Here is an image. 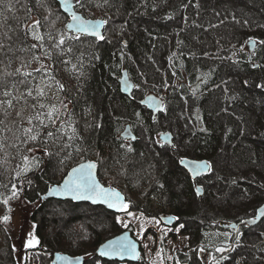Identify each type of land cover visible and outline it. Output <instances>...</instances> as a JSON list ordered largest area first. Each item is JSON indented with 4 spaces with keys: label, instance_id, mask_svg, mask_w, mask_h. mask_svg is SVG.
<instances>
[{
    "label": "trees",
    "instance_id": "1",
    "mask_svg": "<svg viewBox=\"0 0 264 264\" xmlns=\"http://www.w3.org/2000/svg\"><path fill=\"white\" fill-rule=\"evenodd\" d=\"M238 3L78 0L76 9L86 18L107 21L104 40L81 35L78 41L66 42L71 53L59 54L52 47L55 41L49 40V34L58 38L59 34L73 33L68 32L69 18L55 0H0V37L5 32L11 35L13 48L8 53L12 63L7 68L0 65V70L15 72L19 67L21 72H32L28 78L20 74L7 77L9 90L15 84L18 91L13 90V94L19 97L36 83L41 86L58 82L63 85L71 109L60 108L57 124L71 120L77 129L71 140L70 130L67 134L59 132L56 139L47 137V130H43L37 141L24 143V129L30 127L27 118L34 115L32 105H37V112H47L48 108L40 109L39 104L52 106L54 101L28 97L27 103L14 100L7 114L0 109V139L6 145L0 151V201L11 196L13 185L18 191L17 198L9 199L7 205L0 202V217H10L13 203L20 199L30 204L41 202L72 168L92 160L99 164L102 183L124 191L131 208L156 212L152 199H163L160 208L167 210L171 206L182 219L192 222L190 232L196 246L203 244L198 241L202 231L212 246L241 245L234 232H222L215 242V227L225 219L204 210L200 200V205H191L188 198L195 191L179 164L183 157L215 164L219 154L227 149L231 171L218 178L212 191L207 181L203 201L229 198L233 202L232 195H236L237 204L230 202L231 208L237 211L243 206L246 212L233 223L255 216L264 204V87H257L264 85V44L259 43L254 54L244 49L249 37L264 40V0ZM36 20L40 21V34L44 36L43 48L27 33L26 26ZM33 44L37 47L32 48ZM46 50L51 51V59L44 56ZM34 55L40 57L39 61L33 60ZM0 59L7 64L3 55ZM41 63L48 66L54 80H42L44 73L34 71ZM123 70L129 71L136 84L131 98L120 91ZM22 80L25 82L20 83ZM152 93L165 100L160 122H153L152 113L140 105ZM34 124L38 122L34 120ZM128 125L140 138L146 135L148 142L140 139L134 145H126L120 136ZM161 130L172 131L176 143L181 141L179 152L169 161L161 157L155 145ZM129 146L131 152L127 151ZM24 156L30 160L35 157L39 166L17 175L24 166ZM52 202L42 201L36 214H42ZM8 225L9 221L0 220V264L11 263L15 253L8 240ZM42 230L39 226V246H47L52 253L72 251L75 240L71 242L63 235L45 239ZM101 238L97 236L98 245L93 244L91 251L84 254V249L78 251L74 247L72 253L95 258ZM254 246L249 249L253 264H263L260 258L264 255V240ZM182 260L199 264L193 257Z\"/></svg>",
    "mask_w": 264,
    "mask_h": 264
},
{
    "label": "rangeland",
    "instance_id": "2",
    "mask_svg": "<svg viewBox=\"0 0 264 264\" xmlns=\"http://www.w3.org/2000/svg\"><path fill=\"white\" fill-rule=\"evenodd\" d=\"M234 1L238 3L239 0ZM249 38L247 39V41L249 40ZM254 39L257 41V44H259V40L256 38ZM247 41L244 49L248 53H250L249 44L247 43ZM40 87H43L45 92V96L42 98L43 100H53L55 106H58L59 109L62 108V105L60 103L61 101H63L64 104H67V108L71 109L69 101L64 97L63 91L59 90L58 83L46 82ZM50 100L48 101L50 102ZM161 119L162 118L160 114L155 120H153V122H160ZM162 132H171L173 134L172 131L161 130L160 132H158V145L162 144L159 140V135ZM141 136H143V133L141 134ZM141 139L145 143L148 142V140L146 139V135ZM180 143L181 141L177 143L175 142V145L172 148L173 150L161 147V157L164 160L169 161L172 156L179 152L180 147L178 144ZM227 152V149L222 151L217 157L216 163L212 164L213 170L211 175H209L210 178L202 179V185L204 186L203 188H206L205 186H207L208 184L212 191V189H215L216 187L215 184L217 183L218 178H223L229 173L228 171H231V164ZM122 192L126 195L124 191ZM194 194L195 195L193 197L188 198V200L191 199V205L195 207L200 205L201 203V206L204 210H207L208 213L217 218H222L229 222H232L234 219H237L246 212V209L243 206H240L239 210L237 211L235 209H232V205L230 206L229 204L231 202L229 198L227 200L222 199L220 201H200V203H198L199 196L196 194V192H194ZM232 197L231 198L233 202L231 203H233V205H236L237 196L232 195ZM51 201L53 202L51 204H48L46 211L39 215H37L36 212L38 211L39 206L42 205L41 202L30 204L20 199L19 202L13 203L12 213L8 225V232L10 234V236H8V240L11 243L12 252L14 249L15 253L11 255L13 262L11 261V263L9 264L52 263L53 254L55 252L52 253L47 246L44 248L42 247V245L39 246L40 242L34 247L27 246V243L32 236H34L39 241V237L37 234L39 226H42L43 228L42 234L45 239H47L46 237H48L49 235H53V237L57 235H63L70 241L75 240L73 242L75 244L71 243L72 251L65 252L73 256H77L72 253L74 252L73 250L75 248L78 251L84 249L82 251L84 252V254L85 252L87 253L91 251L93 244H95L96 246L98 245L96 244V241H98L97 236L102 237L100 240L101 242H99V244L101 245L106 240L114 237H110V235H118L125 230H131L134 233V236L142 244L143 257L141 263L139 264H153V262H155V264H161V260L163 261V264H187L183 263V261L180 260L179 252L188 253L191 249L197 248H192L194 246L192 242L193 233L190 232V229L192 228V222H188V219L186 218H183L182 221L177 225L167 226L166 224H163L161 222L159 217L149 216L147 215V211L143 209L136 210L137 208H135L132 210H128L122 215H115L104 208L95 207L89 204H76L71 201ZM127 201H129L130 203V200ZM142 211H145V213L147 214ZM45 220H48V222H45ZM125 224H127L128 226L124 227ZM247 234L248 235L244 239L246 247H251L254 245V243L264 240V221L258 226L251 228V230ZM161 249L163 251H161ZM247 249L249 251V248ZM244 250H246V248L241 249V251ZM158 252L160 253V255H157ZM238 255L239 254H234L231 257V259L235 261L234 264H242L243 260L241 257H237ZM261 257L262 258H260V261H264V255ZM248 260V262L253 264L254 260L252 258L249 257ZM92 261L93 262H88L87 264H108L110 262L99 257L93 258ZM111 264L132 263L112 262Z\"/></svg>",
    "mask_w": 264,
    "mask_h": 264
},
{
    "label": "snow or ice",
    "instance_id": "3",
    "mask_svg": "<svg viewBox=\"0 0 264 264\" xmlns=\"http://www.w3.org/2000/svg\"><path fill=\"white\" fill-rule=\"evenodd\" d=\"M72 0H61V4L63 6L70 5ZM105 3H107V0H104ZM98 7H102L103 5H97ZM67 10V7L65 8ZM235 19V17H233ZM239 23V21H236ZM107 21L101 20V21H89L83 19L81 16L77 15L74 11L71 15V22H69L66 27L71 32L75 33L73 35H68L67 33L59 34L58 38L51 36L49 34V40H54L52 47L57 49L59 54H63L65 52L71 53L72 48L71 47H65L66 42L68 40H80L81 35H91L95 37L97 40H104V36L101 34L99 29L105 24ZM27 33L31 34V37L35 41L40 42V47L43 48L44 44V36L40 34V21L36 20L32 25H27ZM12 36L9 35L7 32L3 34L2 37H0V55H3L7 59V64H5V61L3 59H0V65H4L5 68L10 66L12 63L11 57L8 56V53L13 52L12 48ZM247 43L255 48L257 41L254 38H249ZM260 44H264V40L259 41ZM32 48H36L37 45L33 44L31 46ZM44 56L48 59H51L52 53L51 51H45ZM39 56H33V60L39 61ZM65 64L70 63V61H64ZM255 66V65H254ZM76 66L73 65V68ZM35 72H43L44 76L41 78L42 80H45L47 78H51L54 80V77H51V70L48 68L47 65L41 63L40 67L37 69H34ZM20 74L25 78L32 77V72L24 71L21 72V68H16L15 72H9L0 70V95H2L5 99L0 100V109L5 110V114H7V109H11L13 107V101L14 100H24L25 103H27V98L31 97L33 100L37 99V97L43 98L45 96L44 88L40 87L39 83H36L34 87H28L26 92L20 93V96L17 97L13 94V90L18 91L16 88V85H12V90H9L6 78L10 76H14ZM25 81H20V83H24ZM58 83V82H57ZM126 83V82H125ZM245 84H247V81H245ZM48 86V85H45ZM59 90L63 91V85L58 84ZM257 87H264V85H257ZM195 94V93H194ZM61 105L65 110H67V104H64L63 101H61ZM34 109V115L29 116L27 118V123L30 125V127H27L24 129V135L26 139L23 141L24 143H27L29 141L35 142L40 137L41 131H45V135L49 138H59L57 134L59 132H64L67 134V130H70L72 135L68 137L69 140L74 139L77 135V129L74 126L73 122L71 120L68 121H60L59 124H57V121L59 120V112L60 109L57 108L55 105L47 106L44 103L39 104L40 109L48 108L47 112L43 111H35L37 105H32ZM163 104L157 105L156 110H162ZM17 115L19 116L20 113L18 112ZM69 115H71L69 113ZM199 118V117H198ZM34 120L38 122V124H34ZM48 121V123H45V121ZM3 121H0V124H2ZM50 125L52 126L50 128ZM99 127V124L96 125ZM34 129H39L34 132ZM10 130V129H9ZM204 131L205 129H201ZM0 131H3L0 129ZM132 139H135V137H132ZM65 147H70L69 144H65ZM6 145L3 142V139H0V151H3ZM133 149L131 146L127 148V151L131 152ZM29 151H32V149H29ZM46 151V150H45ZM24 166L20 170V172H17V175H20L21 172H29L34 167L39 166V161L35 160V157H33L31 160L28 156L23 157ZM181 163H184L183 160H181ZM192 168L191 172L193 177H199L203 175L204 173H210L212 172V164L209 161H192ZM96 168V164L94 162L89 163H82L77 168H73L71 173H69L68 177L65 178L63 185L61 186V190L66 194H71L74 196L75 199H87L91 200L93 203L96 202H102L107 204L109 208H114L117 210H126L128 208V205L124 202L123 197L119 192H117L115 189L112 188H105L101 184H99L94 175L93 170ZM195 192L197 195H199L202 192V189L200 187H197L195 189ZM18 191L16 190V186L13 185V191L11 192V196L4 198L2 201L3 204L7 205L9 202V199L17 198ZM131 214V213H129ZM258 215L261 218H264V209L258 210ZM154 219V218H153ZM0 220L3 222H8L10 220V217L8 215H4L3 217H0ZM251 223H256V220L253 219ZM128 225L125 224L124 227H127ZM182 227V226H181ZM235 228V225H233ZM31 235V234H30ZM240 233L237 230V236L236 240L239 241L240 239ZM231 238V237H230ZM39 241L32 236L31 239H29L27 246L28 247H34L36 244H38ZM206 249L201 247L200 251L203 252ZM231 247H217L215 249L216 252L220 253H226L228 251H231ZM161 251H163L161 249ZM99 254L101 256H119L121 258L125 256H132L136 259H139V253L136 251V245L135 243L128 241L126 237H118L114 241H109L107 244L101 247L99 250ZM157 255H160L158 252ZM58 259L60 260H69L68 257L60 256L57 254ZM227 259V256H221L220 259H217L215 256L212 257V264H220V260ZM70 264V261H69ZM155 264V262H153ZM161 264H163V261L161 260Z\"/></svg>",
    "mask_w": 264,
    "mask_h": 264
},
{
    "label": "water",
    "instance_id": "4",
    "mask_svg": "<svg viewBox=\"0 0 264 264\" xmlns=\"http://www.w3.org/2000/svg\"><path fill=\"white\" fill-rule=\"evenodd\" d=\"M55 1L59 5L61 11L65 15L68 16V18H69L68 23L71 22V15H72L73 11L77 15L81 16L85 20H89V21H101V20H103V19H89V18H86L82 13L78 12L77 9H76V7L78 5V0H72L71 4L68 5V6H63L61 4V0H55ZM66 7H67V10H65ZM106 25H107V23H105L99 29V31L101 32V34L103 36H104ZM67 30H68L69 33H73L69 29H67ZM73 34H75V33H73ZM83 36H87V37H90V38H95V37H93L91 35H83ZM99 41H101V40H99ZM257 46H258V44H256L255 48H253V47H251L249 45V50H250L251 54H254ZM119 84H120V91H121V93L123 95H125V96H127L129 98L133 96V93L135 92V89H136V84H135L134 80H132V78L130 77L128 70H123V72L121 74V77L119 79ZM141 104H142V106H144L146 109H148L152 113L154 120L158 117V115L162 114L165 111V100L162 99L160 96H158L156 94H153V93L147 95L141 101ZM160 104H163V109L158 111V110H156V106L160 105ZM121 136H122L123 139H132V137H135V139H136V134L133 131L131 125H128L125 128V130L122 132ZM159 136H160L159 139H160L161 143H163L165 145H168V146H171L173 144V134L171 132H163ZM135 139H132V140H135ZM182 160L184 161V163L180 162V166L191 177L192 181L195 183V188L200 187L202 189V192L198 196L199 197H203V195L205 194V190H204V188L201 185L198 184V182L200 181V179L202 177L208 176L211 172L210 173H204L203 175H201L199 177H193L192 172H191V168H192V163L191 162L192 161L200 162V161H208V160H198V159H192V158H183ZM89 162H94V161H86V162H83V163L86 164V163H89ZM79 165L75 166L74 168L79 167ZM72 169L68 172V174L63 178V180L59 184L52 186L48 190L47 194L42 197L43 201L56 200V201H61V202L71 201V202L76 203V204H89V205H92V206H95V207L104 208L107 211L114 213L115 215H122V214H124L126 212V210H117V209H114V208H109L107 206V204L102 203V202L93 203L91 200H87V199H75L73 195L64 193L61 190V186L63 185V182H64L65 178H67L69 173H71ZM93 175H94L96 181L99 184H101L103 187L112 188V189H115L117 192H119L121 194V196L123 197L124 202L127 204V197L122 191H120L117 188L106 186L100 181V178H99V167H98L97 164H96V168L93 170ZM260 209H264V204H262L258 208V210H260ZM258 210H257L255 216H253V217H251L249 219H246L245 222H244L250 228L256 227V226H258L259 224H261L264 221V218H261L258 215ZM253 219L256 220V223H251V221ZM164 222L166 223V225H173L176 222V219L174 217H169V218H165ZM233 225H235V228L233 227ZM225 227L227 229H232V230L236 229L237 230L239 225L237 223H232V224L226 225ZM118 237H126L128 241H131V242L135 243L136 251L139 253L140 258L136 259V258H134L132 256H125V257L121 258L119 256H101L99 254V250L101 249L102 246L107 244L109 241L116 240ZM57 254H59L60 256L68 257L69 260H60V259H58ZM96 256L101 258V259H103V260H106V261L139 264L141 262V258H142V244L134 236V233L131 230H125L122 233H120V234H118V235L106 240L105 242H103L97 248ZM89 260H90V256H86V255L73 256V255H71L69 253L55 252L53 254V258H52V263L51 264H69V261H70V264H87L89 262Z\"/></svg>",
    "mask_w": 264,
    "mask_h": 264
},
{
    "label": "flooded vegetation",
    "instance_id": "5",
    "mask_svg": "<svg viewBox=\"0 0 264 264\" xmlns=\"http://www.w3.org/2000/svg\"><path fill=\"white\" fill-rule=\"evenodd\" d=\"M136 90V89H135ZM146 97V96H145ZM131 98V97H130ZM142 101V100H141ZM141 101H140V105L142 106V104H141ZM144 107V106H143ZM145 108V107H144ZM149 111V110H148ZM150 112V111H149ZM154 120V119H153ZM163 133V132H162ZM122 134V133H121ZM160 137V136H159ZM120 138L122 139V140H124L125 141V144L126 145H134V144H136L137 143V141L138 140H140L141 138L139 137V136H137V134H136V139L135 140H132V139H123L122 138V136H120ZM157 140H158V138H157ZM160 140V139H159ZM161 142V141H160ZM175 137L173 136V144L171 145V146H168V145H165V144H160V145H158V141L157 142H155V145L160 149L161 147H163V148H167V149H171V150H173L172 148L174 147V145H175ZM174 152V151H173ZM186 158V157H185ZM183 159V158H182ZM181 159V160H182ZM181 160L179 161V164H180V162H181ZM92 161V160H91ZM95 162V161H94ZM97 165H98V167H99V164L97 163V162H95ZM186 172V171H185ZM187 173V172H186ZM212 173V172H211ZM210 173V174H211ZM209 174V175H210ZM208 175V176H209ZM189 176V175H188ZM208 176H205V177H202L201 179H200V181L198 182V184L199 185H201L202 187H204L203 185H202V179H204V178H207ZM190 177V176H189ZM99 178H100V167H99ZM190 179H191V177H190ZM100 181H101V179H100ZM102 182V181H101ZM191 182H192V185H193V188H194V191H195V183L192 181V179H191ZM105 185V184H104ZM106 186H108V185H106ZM109 187H113V186H109ZM206 187V186H205ZM113 188H115V187H113ZM117 188V187H116ZM118 189V188H117ZM120 190V189H119ZM204 190H205V193H206V188H204ZM121 191V190H120ZM126 196H127V194H126ZM204 196H205V194L203 195V197H199L198 198V200H200V201H203L204 200ZM127 200H129L128 199V196H127ZM152 205H154V208L155 209H157V211L156 212H152V213H145V211H142V212H144L145 214H147V215H149V216H154V217H159L160 218V220H161V222L163 223V224H166L165 222H164V219L165 218H169V217H174L175 219H176V222L173 224V225H167V226H174V225H177L178 223H180L181 221H182V218L179 216V214L175 211V209H172V207L171 206H168V209L166 210V209H163V208H160L158 205L159 204H164V200L163 199H152ZM127 205H128V208L126 209V212L128 211V210H132V209H135V208H131L130 207V203H129V201H127ZM136 210H139V209H136ZM112 213V212H111ZM114 214V213H113ZM246 219H249V218H246ZM246 219H243L242 221H240V222H238L237 224L239 225V227H238V232L241 234L240 236H241V238H240V242H242V244L241 245H235V246H232L231 245V251H228V252H226V253H220V252H216L215 251V249L217 248V247H224V245L222 244V243H218V244H216V245H213L212 246V244H208L207 243V238H206V234L202 231V233H200V237H199V242L200 243H203V244H200L199 246H196L195 245V243L193 242V247L192 248H195V247H197L196 249H191L188 253H183V252H179V253H183V256H179V258H180V260H182V259H184V260H186L187 258H190V257H193V258H196V262H198L199 264H212V257L213 256H215L217 259L219 258L220 259V257L221 256H227V259H223V260H220V264H234L235 263V261L234 260H232L231 259V257L235 254H239L237 257H241L242 258V264H251L250 262H248L249 260V257L250 258H252L253 260H254V258H253V255L251 254V252H249L248 251V249L247 248H249V249H252V248H255V246L253 245V246H251V247H246L245 246V241H244V239H245V237L248 235L247 233L251 230V228L247 225V224H245L244 222H245V220ZM233 222H229V221H227V220H225V221H222V222H220V223H218L217 225H216V227H215V231H214V233H215V242H217V240L219 241V238H221L222 236H221V233L222 232H234L235 234H236V236H237V230L235 229V230H232V229H227L225 226L226 225H229V224H232ZM193 236V235H192ZM199 247V248H198ZM201 247H203V248H205L206 250L205 251H203V252H201L200 251V248ZM225 247H227V246H225ZM246 248V250H244V251H241V249H245ZM258 248V247H257ZM263 250H264V247H263ZM264 252V251H263ZM96 253V252H95ZM247 257H246V256ZM97 257V256H96ZM95 257V258H96ZM142 257H143V247H142ZM93 259H91L90 258V260H89V262H93L92 261ZM141 260H142V258H141ZM237 260V259H236ZM183 261V260H182ZM109 262V261H108ZM113 261H110L108 264H111ZM141 263V262H140ZM183 263H186V262H184L183 261ZM187 264H189V263H187Z\"/></svg>",
    "mask_w": 264,
    "mask_h": 264
}]
</instances>
